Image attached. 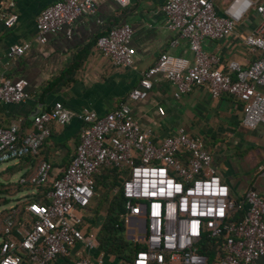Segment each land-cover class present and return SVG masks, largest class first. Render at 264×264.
Masks as SVG:
<instances>
[{
	"label": "built area",
	"instance_id": "1",
	"mask_svg": "<svg viewBox=\"0 0 264 264\" xmlns=\"http://www.w3.org/2000/svg\"><path fill=\"white\" fill-rule=\"evenodd\" d=\"M114 1L125 6L129 0ZM96 3L56 0L46 5L34 18L36 42L44 43L48 35L60 31L69 37L74 21L94 14ZM13 5V0H0V21L6 28L16 19ZM161 11L165 27L174 33L169 45L184 40L191 57L160 52L127 97L144 98L153 77L161 75L172 86L174 98L193 86L203 87L212 98L229 95L242 105L243 127L264 126V0H163ZM242 21L247 29L241 42L257 53L249 64L232 59L222 63L203 49L205 39H224ZM131 34L126 23L112 26L96 37L94 47L112 65L128 67ZM28 47V43L9 44L5 56L17 58ZM27 85L24 78H0V103L26 100ZM157 111L162 113L160 107ZM71 118L81 122L78 142L44 191L47 202L26 200L48 180L50 166L42 161L33 174L16 182L29 186L21 196L22 205L16 200L0 203V264H49L56 257L71 256L76 244L92 251L95 234L86 231L82 209L93 195L91 176L103 166L127 170L121 183L123 223L129 217L144 218L140 241L144 248L135 252L131 264H163L166 256L169 261L173 255L178 264H264V196L247 189L241 198L231 199L201 138L178 127L154 141L151 130L138 125L124 102L98 115L87 108L71 111L55 101L32 115L31 129L24 134L14 124H0V164L35 155L49 136L50 125L61 126ZM203 232L220 238L211 261L196 250ZM71 261L90 264L87 254L73 255Z\"/></svg>",
	"mask_w": 264,
	"mask_h": 264
},
{
	"label": "crops",
	"instance_id": "2",
	"mask_svg": "<svg viewBox=\"0 0 264 264\" xmlns=\"http://www.w3.org/2000/svg\"><path fill=\"white\" fill-rule=\"evenodd\" d=\"M54 1L13 0L12 12L16 16L13 25L6 28L0 21V78H24L28 83L26 100L0 103L2 126L14 124L20 134H24L31 129L32 115L49 109L55 101L71 111L87 108L98 115L124 102L138 125L151 130L154 141H159L178 127L190 136L201 138L211 154V167L227 185L231 199L241 198L247 189L264 196V126L259 125L255 129L243 127L239 101L225 94L212 98L198 86L174 98L172 86L161 75L153 77L144 98L131 100L127 97L128 92L138 85L142 72L160 52L191 57L184 40H179L175 46L169 45L174 33L164 25L163 0H129L125 6L114 0H97L94 14L79 16L69 37L60 31L48 35L44 43H38L34 18L40 9ZM215 4L220 7L219 3ZM123 23L132 28L129 41L132 63L128 67L112 65L94 47L95 38L100 33ZM246 29L242 21L236 25L232 35L220 40L205 39L202 47L216 54L222 63L232 59L245 66L257 55L241 42L240 36ZM21 43H28L29 47L19 57L8 59L5 56L7 46ZM59 75L60 83L46 91L47 83ZM157 107L162 113L157 111ZM80 125L76 118L61 126L51 124L49 136L37 153L21 158L11 166L25 177L33 174L44 161L50 166L48 178L56 177L68 163L78 142ZM140 222L136 217L126 220L125 239L141 241ZM91 231L95 232L94 229ZM70 253L71 256L56 257L49 264H71L73 255L85 254L89 256L90 264H131L111 254L94 256L92 251L83 250L79 244ZM174 257L177 256L170 257L169 264H178Z\"/></svg>",
	"mask_w": 264,
	"mask_h": 264
},
{
	"label": "trees",
	"instance_id": "3",
	"mask_svg": "<svg viewBox=\"0 0 264 264\" xmlns=\"http://www.w3.org/2000/svg\"><path fill=\"white\" fill-rule=\"evenodd\" d=\"M59 83L60 75L48 82L44 89L49 91ZM126 175L127 170L111 166H103L92 174L93 195L88 205L82 209V221L86 224V231L95 230L96 247L92 250L94 256L99 253L111 254L125 263H131L135 252L143 249L144 244L129 241L124 237V223L121 217L124 213L125 198L121 193V183ZM51 179L48 178L46 184L38 186L36 193L27 197L26 200L47 202L43 193L49 189ZM12 186L16 190L29 188L28 185L18 183L12 184ZM113 188L117 189L114 193L111 192ZM5 200L2 199L1 203L5 204L9 201ZM219 242L220 238L207 237L206 233L203 232L196 242V250L211 261L214 259L215 253L219 251ZM168 258V256L165 257L163 264H169ZM20 264L26 263L22 261Z\"/></svg>",
	"mask_w": 264,
	"mask_h": 264
},
{
	"label": "rangeland",
	"instance_id": "4",
	"mask_svg": "<svg viewBox=\"0 0 264 264\" xmlns=\"http://www.w3.org/2000/svg\"><path fill=\"white\" fill-rule=\"evenodd\" d=\"M12 163L13 161H9L0 164V169L7 167L5 172H0V203L2 199H6L5 201L9 200V202H12L16 200L19 204H21L22 203L21 196L24 194L26 189L19 188L18 190H16L12 186V184L13 185L16 184L18 178L21 175L19 170L11 166ZM127 240L133 241L132 239H127ZM176 258L178 259V257H174L173 260H176Z\"/></svg>",
	"mask_w": 264,
	"mask_h": 264
},
{
	"label": "water",
	"instance_id": "5",
	"mask_svg": "<svg viewBox=\"0 0 264 264\" xmlns=\"http://www.w3.org/2000/svg\"><path fill=\"white\" fill-rule=\"evenodd\" d=\"M141 221H142L141 231L143 232V230H144V218L143 217L141 218Z\"/></svg>",
	"mask_w": 264,
	"mask_h": 264
}]
</instances>
